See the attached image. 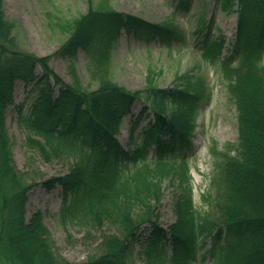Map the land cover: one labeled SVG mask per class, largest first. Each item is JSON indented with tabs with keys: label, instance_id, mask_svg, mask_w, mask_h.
Segmentation results:
<instances>
[{
	"label": "trees",
	"instance_id": "1",
	"mask_svg": "<svg viewBox=\"0 0 264 264\" xmlns=\"http://www.w3.org/2000/svg\"><path fill=\"white\" fill-rule=\"evenodd\" d=\"M235 1L243 16L236 47L247 51V66L229 79L239 111L240 139L237 156L227 157L220 167L215 201L221 225L212 236L213 251L216 264H264V68L254 57L264 47V0H227V4ZM122 28L138 39L170 32L106 7L90 9L71 26L69 39L55 56L74 58L79 49L107 47ZM11 29L0 0V264H74L55 251L41 212L27 219L31 186L14 164L4 121L17 81H23L32 94L28 99L33 100L37 116L21 120L27 147L46 162L70 163L66 175L43 182L48 190L64 188L63 223L88 230L106 225L118 229V234L103 235L99 253L81 264H133L138 249L146 264H199V241L210 229L207 223H198L190 191L178 198V219L169 234L154 219L151 200H160L161 178L181 169L167 156L188 143L204 97L154 85L131 92L110 79L109 69L95 91L68 86L53 74L50 56L13 48ZM212 46L204 54L208 59L213 57ZM101 55L107 58L108 52ZM38 67L41 78L36 75ZM136 100L143 101L145 109L151 106L154 118L140 147L130 154L115 135ZM151 147L156 158L148 161ZM69 193L74 197L67 203Z\"/></svg>",
	"mask_w": 264,
	"mask_h": 264
},
{
	"label": "rangeland",
	"instance_id": "2",
	"mask_svg": "<svg viewBox=\"0 0 264 264\" xmlns=\"http://www.w3.org/2000/svg\"><path fill=\"white\" fill-rule=\"evenodd\" d=\"M178 0H3V10L12 24V47L38 56H52L65 42L71 32V24L85 14L90 7L110 5L120 12L140 16L156 24L177 25L184 31V43L174 41L170 45L157 39L150 44L139 42L125 32L114 42L107 58L98 59L96 52L83 50L73 59L55 56L50 67L64 83L80 86L84 91L95 90L105 71L109 69L110 79L129 91H141L149 85L160 87H188L194 81L192 76L200 75L212 88V103L199 117L204 129L197 130L196 143L201 146L188 150L189 163L193 174L195 202L202 213H211L213 206L205 202L204 193L213 192L212 181L217 175L218 164L224 159L213 155V144L218 145L222 153L236 144L238 127L235 105L228 96L225 83L222 82L217 68L202 58L196 50L197 23L214 17L217 27L222 29L224 38H235L237 15L225 11L221 0H194L189 13L181 11ZM223 55L228 54L226 44L222 46ZM41 76L42 71L37 70ZM24 84L19 83L15 94L16 104L24 101ZM141 104L136 103L133 112L138 114ZM18 111L14 106L7 111V126L11 137L15 165L27 184L35 185L29 195L28 217L42 211L55 251L69 262L80 264L90 256L99 253V245L105 234H118V229L106 226L101 230H88L78 225H64L61 220L63 207L62 189L48 192L41 184L43 181L61 176L68 172L70 163L63 161L45 162L38 153L26 147L27 134L18 123ZM142 119L140 128L148 121ZM134 118L129 116L122 125L119 140L125 149L132 150L130 129ZM217 153V149L213 148ZM235 152H232L234 154ZM178 181L176 182V185ZM176 185L166 179L162 188L164 198L159 208L160 222L167 228L175 221L173 213ZM108 235V236H110ZM25 246L27 241L25 240ZM211 247L207 240L206 249ZM205 249L200 251L203 256ZM136 264H144L137 259ZM203 264H209L206 260Z\"/></svg>",
	"mask_w": 264,
	"mask_h": 264
}]
</instances>
